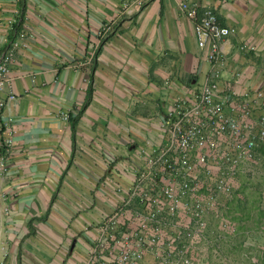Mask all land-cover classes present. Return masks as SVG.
<instances>
[{
	"label": "crops",
	"instance_id": "1",
	"mask_svg": "<svg viewBox=\"0 0 264 264\" xmlns=\"http://www.w3.org/2000/svg\"><path fill=\"white\" fill-rule=\"evenodd\" d=\"M181 1L0 0V264H88L165 112L209 73L195 35L205 8L235 29L221 89H264V0H189L196 18Z\"/></svg>",
	"mask_w": 264,
	"mask_h": 264
},
{
	"label": "built area",
	"instance_id": "2",
	"mask_svg": "<svg viewBox=\"0 0 264 264\" xmlns=\"http://www.w3.org/2000/svg\"><path fill=\"white\" fill-rule=\"evenodd\" d=\"M180 8L190 18L198 16L199 7L189 0ZM234 32L219 23L213 9L202 11L195 35L200 46L209 47V73L165 112L162 143L135 170L127 198L104 215L88 264H141L150 247L163 263L180 264L188 246L182 240L194 236L180 224L204 222L206 208L217 203L216 192L230 194L235 177L261 170L264 89L220 87L227 63L223 41ZM9 60L10 54L0 60V89L8 82ZM121 219L124 227L116 229Z\"/></svg>",
	"mask_w": 264,
	"mask_h": 264
},
{
	"label": "rangeland",
	"instance_id": "3",
	"mask_svg": "<svg viewBox=\"0 0 264 264\" xmlns=\"http://www.w3.org/2000/svg\"><path fill=\"white\" fill-rule=\"evenodd\" d=\"M262 156L257 174L235 177L230 194L216 192L204 222L180 224L194 232L182 240L188 246L180 264H264V146Z\"/></svg>",
	"mask_w": 264,
	"mask_h": 264
},
{
	"label": "trees",
	"instance_id": "4",
	"mask_svg": "<svg viewBox=\"0 0 264 264\" xmlns=\"http://www.w3.org/2000/svg\"><path fill=\"white\" fill-rule=\"evenodd\" d=\"M23 18H24V7H23V10L21 12V18H20L18 24L16 25V28H18V29L20 28L22 21H23Z\"/></svg>",
	"mask_w": 264,
	"mask_h": 264
}]
</instances>
